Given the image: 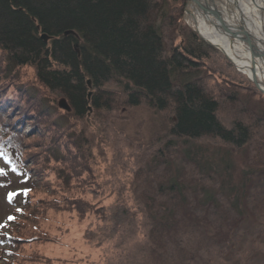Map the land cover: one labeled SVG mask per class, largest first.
<instances>
[{
    "label": "trees",
    "instance_id": "trees-1",
    "mask_svg": "<svg viewBox=\"0 0 264 264\" xmlns=\"http://www.w3.org/2000/svg\"><path fill=\"white\" fill-rule=\"evenodd\" d=\"M184 3L0 0V75L34 68L22 88L28 100L35 97L45 111L44 98H36L40 88L56 92L58 109L64 101L62 111L73 119L83 120L89 107L111 109L110 92L103 89L109 82L120 85L125 106L168 113L163 148L143 174L153 190L142 192L149 194L142 203L155 212L145 215L147 245L132 254L133 264H264V94L182 23ZM221 96L230 102L227 119L219 116ZM17 123L0 109V161L19 177L27 197L34 171ZM76 145L89 160L81 142ZM187 165L194 179L184 176ZM85 204L90 206L81 201L67 207L83 216ZM109 213L99 216L104 225L111 219L125 224V212ZM133 220L137 228L141 223ZM14 231L0 229L1 251L14 250L13 257L19 245Z\"/></svg>",
    "mask_w": 264,
    "mask_h": 264
},
{
    "label": "rangeland",
    "instance_id": "rangeland-1",
    "mask_svg": "<svg viewBox=\"0 0 264 264\" xmlns=\"http://www.w3.org/2000/svg\"><path fill=\"white\" fill-rule=\"evenodd\" d=\"M184 1L181 21L193 30L185 20L188 3ZM219 52L222 61L227 59ZM212 57L213 64L220 65L219 58ZM0 63V67L5 66L1 50ZM34 70L22 67L12 77L0 75V109L23 130L28 166L34 171V186L25 197L19 177L0 161V229H13L19 238L14 257V250L4 254L0 245V264H133L132 254L147 245L145 215L155 212L142 203L143 197H149L142 192L153 190L143 174H148L154 156L163 148L168 113L156 112L145 104L125 106L121 100L126 95L114 82L103 86L111 95L110 110L88 108L83 120L73 119L63 108L58 109L56 92L40 88L36 98L42 102V97L46 103L45 111H41L35 97L28 100L22 90L30 85L26 80L32 79ZM213 76L217 84H225L220 76ZM220 100L225 106L219 116L227 119L230 102L226 97ZM257 133L262 131H254L253 136ZM78 142L85 147L89 160L84 154L83 158L91 168L75 149ZM183 168L186 179L196 177L190 165ZM201 178L196 181L205 180ZM12 193L15 196L10 200ZM24 198L29 202L24 204ZM81 201L90 203L85 204L88 212L83 216L67 207ZM107 211L110 216L125 212V224L111 219L108 226L104 225L99 216ZM133 218L141 223L137 228Z\"/></svg>",
    "mask_w": 264,
    "mask_h": 264
},
{
    "label": "bare ground",
    "instance_id": "bare-ground-1",
    "mask_svg": "<svg viewBox=\"0 0 264 264\" xmlns=\"http://www.w3.org/2000/svg\"><path fill=\"white\" fill-rule=\"evenodd\" d=\"M263 6V0H189L185 20L203 39L218 46L250 81V67H254L255 78L264 89V54L251 66L246 44L240 38L229 39L220 28L225 22L229 25L243 24L254 36L257 49L264 52Z\"/></svg>",
    "mask_w": 264,
    "mask_h": 264
},
{
    "label": "water",
    "instance_id": "water-1",
    "mask_svg": "<svg viewBox=\"0 0 264 264\" xmlns=\"http://www.w3.org/2000/svg\"><path fill=\"white\" fill-rule=\"evenodd\" d=\"M189 2V0H187V3ZM263 9H264V6H263ZM186 10V8H185ZM185 12V11H184ZM217 15H218V12L217 11H214ZM220 28L223 32L226 33L227 37L229 39H236V38H240L247 46L248 48V51H249V55H250V58H251V66L253 65L254 66V60L256 58H262L261 56L264 54V52L262 51L260 53L259 49H257L255 43H254V36L250 33V31L248 30V28H246L243 24H233V25H229L227 22L223 23L220 25ZM193 30L195 31V29L193 28ZM197 32V31H195ZM67 33V32H66ZM65 33V34H66ZM198 34V33H197ZM199 35V34H198ZM200 36V35H199ZM43 40H46L47 39V36L43 33L41 34L40 36ZM201 37V36H200ZM202 38V37H201ZM203 39V38H202ZM206 43H208L209 45L217 48L219 51H221L227 59H229V57L222 51L220 50V48L208 41H206L205 39H203ZM229 43H231V40H229ZM76 47V45H75ZM229 61L232 62V60L229 59ZM233 63V62H232ZM234 64V63H233ZM238 69V68H237ZM239 70V69H238ZM250 73H251V81L252 83L255 85V87L262 93L264 94V89L258 84V81L257 79L255 78V71H254V67H250ZM87 84L89 85L90 84V81L87 80ZM90 94L91 92L88 93V98L90 97ZM60 107L63 108V109H67V105L64 101H62L60 103ZM90 109V107H89Z\"/></svg>",
    "mask_w": 264,
    "mask_h": 264
}]
</instances>
